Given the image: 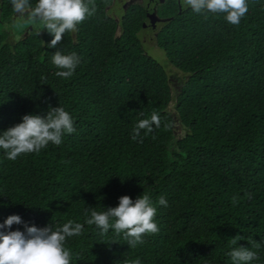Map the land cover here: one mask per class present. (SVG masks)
<instances>
[{"label": "trees", "instance_id": "16d2710c", "mask_svg": "<svg viewBox=\"0 0 264 264\" xmlns=\"http://www.w3.org/2000/svg\"><path fill=\"white\" fill-rule=\"evenodd\" d=\"M111 1L93 0L95 14L50 48L54 37L42 24L22 25L26 17L0 0V134L59 106L75 128L61 144L15 161L0 149V224L10 215L22 220L0 231L81 223L82 234L66 238L70 264H233L228 253L240 246L256 253L248 264H264V0H247L239 25L177 0L158 3L166 20L156 43L184 74L174 95L166 68L139 38L145 8L132 4L117 19ZM56 51L80 58L70 78L55 74ZM153 111L161 126L133 141V128ZM143 193L159 232L142 244L129 247L123 233L85 223L86 211L90 218L93 208Z\"/></svg>", "mask_w": 264, "mask_h": 264}, {"label": "clouds", "instance_id": "9594fccd", "mask_svg": "<svg viewBox=\"0 0 264 264\" xmlns=\"http://www.w3.org/2000/svg\"><path fill=\"white\" fill-rule=\"evenodd\" d=\"M91 4V8L89 7ZM183 7H190L197 14H224L225 20L232 25H239L242 17L248 12L247 0H181ZM13 11L21 18H25L30 25L42 24L53 35L48 47L56 48L66 32L75 33L77 25L96 12L93 0H37L33 7L30 0H11ZM40 32V31H39ZM38 32V34H39ZM52 63L60 69L55 74L61 78H70L80 63L76 53L68 55L56 51L52 55ZM143 115V113H140ZM161 126L160 115L153 111L150 119H141L132 130V140L143 143L141 130L145 135ZM167 127V125H166ZM75 132L72 116L61 106L51 108L46 117L27 114L22 122L0 134V149L5 150L6 158L15 161L25 153H38L49 142L55 145L62 143V136ZM248 198L251 194L246 193ZM233 204H238L237 196L232 197ZM158 203L167 207L166 199L161 196ZM104 211L91 210L90 218L85 212V223L96 225L106 234L113 228L117 235L123 233L129 247L142 244L143 235L159 232L154 218L157 213L150 196L143 193L133 201L125 195L119 198L116 207H107ZM110 220L114 223L110 224ZM22 223L18 215H10L0 229H10L13 224ZM84 225L68 220L55 230L51 226L38 228L25 224V231H0V264H70L71 249L65 247L66 238L79 236ZM242 239L237 235L232 243ZM233 264H248L256 258V253L240 246L228 253ZM126 264H141L139 258L127 261Z\"/></svg>", "mask_w": 264, "mask_h": 264}, {"label": "rangeland", "instance_id": "374dc122", "mask_svg": "<svg viewBox=\"0 0 264 264\" xmlns=\"http://www.w3.org/2000/svg\"><path fill=\"white\" fill-rule=\"evenodd\" d=\"M124 0H120L117 3L112 4L109 6L108 10L113 17L120 19L123 11H122V3ZM26 17V16H25ZM21 18V17H20ZM39 24V23H37ZM30 25L26 21L22 22V25H27L29 27H36V25ZM139 38L145 48L146 52L155 58L158 62L162 64L166 68L167 74L169 75V79L171 81L173 95L175 94L174 83L181 79L184 76L182 72L177 70L171 64L167 63L166 56L162 49H160L156 43V38L153 32H150L148 26L144 27L139 32ZM174 110V100L169 105V111L173 112ZM184 132V129L177 125L175 129V135H180Z\"/></svg>", "mask_w": 264, "mask_h": 264}, {"label": "flooded vegetation", "instance_id": "af4514ba", "mask_svg": "<svg viewBox=\"0 0 264 264\" xmlns=\"http://www.w3.org/2000/svg\"><path fill=\"white\" fill-rule=\"evenodd\" d=\"M118 1L120 0H112L109 6H111L114 3H117ZM163 1L164 0H124L121 7H122V11H125L132 4H140L145 8L146 17H147V11L148 12L152 11L154 6L156 7V10H157L158 3L163 2ZM177 1L179 4V8H182L181 0H177ZM109 6L107 8H109ZM157 16L159 17V20L155 22L153 27H151V21L148 17H147V22L143 25V28L148 26V28L150 29V32H153L155 37L157 35V31L159 30V28L165 21V20H162L165 18L159 16L158 13H157ZM174 86L175 87L177 86V82L174 83Z\"/></svg>", "mask_w": 264, "mask_h": 264}, {"label": "water", "instance_id": "95a60500", "mask_svg": "<svg viewBox=\"0 0 264 264\" xmlns=\"http://www.w3.org/2000/svg\"><path fill=\"white\" fill-rule=\"evenodd\" d=\"M147 17L151 21V27H153L154 24H155V22L157 20H159V17L157 16V10H156V7L155 6L153 7L152 11H150V12L147 11ZM162 20H166V18L165 19H162Z\"/></svg>", "mask_w": 264, "mask_h": 264}]
</instances>
